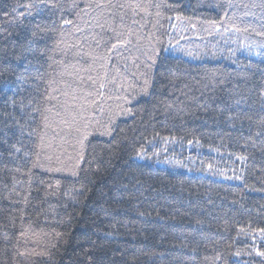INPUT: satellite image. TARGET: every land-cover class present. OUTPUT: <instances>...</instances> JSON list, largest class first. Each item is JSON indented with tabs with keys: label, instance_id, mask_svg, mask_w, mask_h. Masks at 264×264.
Masks as SVG:
<instances>
[{
	"label": "trees",
	"instance_id": "1",
	"mask_svg": "<svg viewBox=\"0 0 264 264\" xmlns=\"http://www.w3.org/2000/svg\"><path fill=\"white\" fill-rule=\"evenodd\" d=\"M54 2L0 0V264H264V0Z\"/></svg>",
	"mask_w": 264,
	"mask_h": 264
},
{
	"label": "snow or ice",
	"instance_id": "2",
	"mask_svg": "<svg viewBox=\"0 0 264 264\" xmlns=\"http://www.w3.org/2000/svg\"><path fill=\"white\" fill-rule=\"evenodd\" d=\"M41 3H45V0H40ZM48 2V6H50L51 8H56L58 5L57 3L54 2V0H47ZM117 5H112L110 2L108 5H104V4H100V3H97L96 4V7L97 8H105V7H116ZM23 7L31 10L33 9L34 7H37L38 8V5L34 4V3H28L26 5H23ZM119 7H125V5L121 4L119 5ZM130 7H138V6H135V5H130ZM139 7H144V6H139ZM29 15L31 14V11H29L28 13ZM21 16L24 15V13H20ZM63 24H72V21L71 20H68V19H64L62 21ZM37 28L40 29L41 32H44L46 31V29L41 26L40 24H37L36 25ZM33 37H35L37 35V33L33 32L32 33ZM29 44V46L32 44V41L29 40L27 42ZM117 47V44H113L111 46V49H115ZM154 62V61H153ZM106 75V74H105ZM141 75H144L143 73ZM82 79V78H81ZM91 79V77H90ZM143 84H144V87L141 89V91L143 93H147V88L149 86V80L148 79H144L143 81ZM129 87H133V85H129ZM99 88L100 89H103L105 88V84L104 83H101L99 85ZM125 92L127 93V89H125ZM65 95H68L67 93H65ZM102 93H87L86 96H101ZM48 99H52L53 97L51 96H48L47 97ZM56 99H58V97H56ZM78 99V97H76L75 95L72 96V101L73 103L69 104L68 101H65L64 102V108H65V111L69 113V115L71 116V120H68V119H65L62 121V123H64L66 125V128L64 129H61V131H65L69 134L71 133H75L76 135L73 137V142H71V146L74 148V149H77V156H76V160H77V163L75 165V168H79V163L82 162L84 160V152L86 150V142L89 140V137L91 135H93V132L94 131H99L98 129H90V125L92 124V121L91 120H88L87 117H84V116H81L80 113L84 112L88 107H91L93 104H95L97 101L96 99H92L91 101H88L86 98H85V102L84 103H75V101ZM117 99H122L124 101V105L123 106H120L121 107V112H127V113H131L132 112V109L130 107H127L128 104H130L132 102L133 99H135V96L132 95V94H127V95H123V96H120V97H117ZM71 109H77L79 110L78 112L76 111H71ZM121 112H117L115 115L116 116H119L121 114ZM57 115H60V113H57ZM110 119H114V117H110ZM80 121H84V123H81ZM96 123H99V121L97 120ZM46 127L48 126L47 124L45 125ZM99 134L100 135H111V128L110 126H105L104 127V130L103 131H99ZM57 135H59V133H57ZM41 145L40 147L43 148L44 145H43V138H41ZM68 142L67 141V137H61V147H63V145ZM49 147H51V144H49ZM20 149L17 148V152H19ZM66 151V150H65ZM63 152H59L55 157L53 156H48L47 159L50 161V162H53L58 165L56 167H48V171H63L65 170L64 167L62 166L63 165V160L61 159V157L63 156ZM25 155H27V153H25ZM71 158V157H69ZM19 169H17L18 171ZM76 171L73 170L72 171V175H76ZM261 255H264V253H260Z\"/></svg>",
	"mask_w": 264,
	"mask_h": 264
},
{
	"label": "rangeland",
	"instance_id": "3",
	"mask_svg": "<svg viewBox=\"0 0 264 264\" xmlns=\"http://www.w3.org/2000/svg\"><path fill=\"white\" fill-rule=\"evenodd\" d=\"M148 61H149V57L146 58V56L143 55V60L139 61L137 65L136 64L133 65L131 62H128L126 64V67L121 69L116 74L114 83L116 85H120L121 87H123V90L121 92L124 95L126 94L125 89H127V93L131 92V94L135 96V99L132 100L133 103L139 100V96L141 95L142 92L141 89L143 88V81L144 79H148L145 73L146 65ZM142 73L144 75H141ZM130 84L133 85V87L130 88L129 87ZM120 103L124 104V101L121 99Z\"/></svg>",
	"mask_w": 264,
	"mask_h": 264
}]
</instances>
